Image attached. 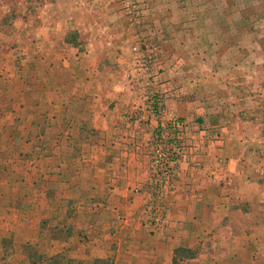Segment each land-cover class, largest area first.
I'll use <instances>...</instances> for the list:
<instances>
[{
  "label": "crops",
  "instance_id": "1",
  "mask_svg": "<svg viewBox=\"0 0 264 264\" xmlns=\"http://www.w3.org/2000/svg\"><path fill=\"white\" fill-rule=\"evenodd\" d=\"M11 1L0 0V264H264L253 143L234 137L225 166L191 176L180 160L165 225L148 233L156 125L136 121L145 100L112 41L126 31L60 12L70 0Z\"/></svg>",
  "mask_w": 264,
  "mask_h": 264
},
{
  "label": "rangeland",
  "instance_id": "2",
  "mask_svg": "<svg viewBox=\"0 0 264 264\" xmlns=\"http://www.w3.org/2000/svg\"><path fill=\"white\" fill-rule=\"evenodd\" d=\"M60 12L98 14L104 27L126 31L112 41L131 62L123 79L145 100L137 111L145 118L137 115L136 121L141 117L142 126L156 125L151 143L170 144L180 158L178 135L161 137L169 126L163 116L151 124L150 100L165 101L159 89L169 85L166 93L183 104L175 112L164 103L188 127L181 158L190 176L207 162L225 166L234 137L252 142L264 161V52L259 49L264 0H70ZM235 125L245 128L243 134H234ZM140 218L141 227L156 234L145 228L146 212Z\"/></svg>",
  "mask_w": 264,
  "mask_h": 264
},
{
  "label": "built area",
  "instance_id": "3",
  "mask_svg": "<svg viewBox=\"0 0 264 264\" xmlns=\"http://www.w3.org/2000/svg\"><path fill=\"white\" fill-rule=\"evenodd\" d=\"M151 106V114L153 118L163 116L165 122L168 123V130L162 133L163 138L166 139L167 135H178L181 141L178 149L182 157V151L187 149L188 145L185 140V135L188 133V127L185 126V122L177 118L173 113L166 111L165 102L162 99H154ZM143 119L140 117L137 122H142ZM175 147L177 145H174ZM173 147L166 142L156 143L152 149L151 164H152V199L146 208V226L145 228L151 232L162 231L165 221L167 204L166 197L170 192L176 178H177V166L178 162L182 160L178 156H174Z\"/></svg>",
  "mask_w": 264,
  "mask_h": 264
}]
</instances>
